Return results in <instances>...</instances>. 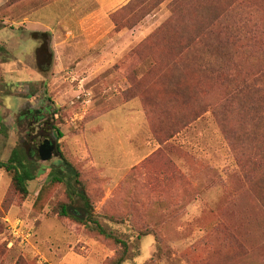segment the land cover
Instances as JSON below:
<instances>
[{
  "label": "rangeland",
  "instance_id": "1",
  "mask_svg": "<svg viewBox=\"0 0 264 264\" xmlns=\"http://www.w3.org/2000/svg\"><path fill=\"white\" fill-rule=\"evenodd\" d=\"M95 9L0 0V158L23 143L43 173L23 197L0 168V264H109L118 253L56 213L66 186L46 176L62 156L101 224L127 241L124 264H264V125L248 120L254 94L237 89L257 79L264 94V0H129L79 44V16ZM27 18L51 33L48 72ZM45 138L60 150L47 161Z\"/></svg>",
  "mask_w": 264,
  "mask_h": 264
},
{
  "label": "trees",
  "instance_id": "2",
  "mask_svg": "<svg viewBox=\"0 0 264 264\" xmlns=\"http://www.w3.org/2000/svg\"><path fill=\"white\" fill-rule=\"evenodd\" d=\"M41 1L48 2L51 0ZM43 36H46V43L44 41L37 49V55L40 59L39 68L43 72H48L52 63L53 53L49 50L47 45L49 34L43 33ZM216 61L220 65L225 66L222 58H218ZM237 89L240 92L248 91L254 94L253 103L252 106H250L251 118L248 120H250L251 123H262L264 125V94L260 93L263 89L257 84V79L243 81L237 85ZM241 116L247 118L242 114ZM42 124H46L49 129L55 130L59 138L63 136L62 131L54 123L45 120ZM252 134L253 131L252 133H248L249 136ZM56 151L60 152L58 144ZM61 158L62 164L54 166L46 176L48 182L63 183L66 186L67 201L59 202L56 207V213L58 216L74 219L76 222L83 225L85 230L119 245L120 249L118 253L110 260L109 264H124L128 252L127 241L101 224L80 171L64 156ZM36 163L34 152L29 151L23 143L18 144L12 150V154L7 160H2L0 158V168L5 169L9 173L15 190L23 197H27L30 194L29 182L43 174L38 171V165Z\"/></svg>",
  "mask_w": 264,
  "mask_h": 264
},
{
  "label": "crops",
  "instance_id": "3",
  "mask_svg": "<svg viewBox=\"0 0 264 264\" xmlns=\"http://www.w3.org/2000/svg\"><path fill=\"white\" fill-rule=\"evenodd\" d=\"M79 1L85 2L88 0H79ZM90 1H93L95 3L96 9L90 14H86L82 17L79 16L77 35H76V40H78L79 44H80V42L85 43L87 40H88L87 42H90L91 38L89 35L91 33H98V32H101L103 30L102 25L99 22H97V18L101 17L102 15L108 16V13H110V11L116 10L117 8H119V6H121V4H125L129 0H90ZM92 17H94L93 19H95V20L89 22L88 18H92ZM87 22H89V23H87ZM24 23L25 24L27 23L28 27L30 26L32 28L31 29L32 32H35L36 35H43V33H47L45 26L40 25V24L34 22L33 20H30L27 18V19L23 20L22 24H24ZM34 24L38 25L40 28H35L34 26H32ZM48 34H51V33H48ZM52 35H53V38L55 39L56 35L54 32L52 33ZM72 35H73V33H72ZM88 38H90V39H88ZM34 41L36 44L34 43L35 46L33 48L34 49H37V47L39 48L42 44V41H40L39 39H36ZM49 50L52 51V49H49ZM36 52H37V50H36ZM52 53L54 56V51H52ZM37 60H40L39 56H38ZM39 66H40V62H39ZM42 74H43L42 71L36 70L35 71L36 79L39 80V77L43 76Z\"/></svg>",
  "mask_w": 264,
  "mask_h": 264
},
{
  "label": "water",
  "instance_id": "4",
  "mask_svg": "<svg viewBox=\"0 0 264 264\" xmlns=\"http://www.w3.org/2000/svg\"><path fill=\"white\" fill-rule=\"evenodd\" d=\"M56 151V144L51 141V139L46 138L44 142L39 147V156L41 160L47 161L50 160Z\"/></svg>",
  "mask_w": 264,
  "mask_h": 264
},
{
  "label": "flooded vegetation",
  "instance_id": "5",
  "mask_svg": "<svg viewBox=\"0 0 264 264\" xmlns=\"http://www.w3.org/2000/svg\"><path fill=\"white\" fill-rule=\"evenodd\" d=\"M49 37V36H48ZM35 38L36 39H40V40H42V42H44L45 40H46V36H43V35H37V36H35ZM43 39H44V41H43ZM46 72V71H45ZM33 106L30 104V103H26L25 105H24V107H22V109H21V112H23L24 110H29V113L31 114V116L33 117V118H35L36 117V114H35V112L37 113V111H33ZM47 110V109H46ZM46 139V138H45ZM50 139V138H49ZM51 141L52 142H54L55 144H56V149H57V143L53 140V139H51ZM43 142H44V140H43ZM42 142V143H43ZM41 145V144H40ZM40 147V146H39ZM38 151H39V148H38ZM56 152V151H55ZM39 153V152H38Z\"/></svg>",
  "mask_w": 264,
  "mask_h": 264
}]
</instances>
